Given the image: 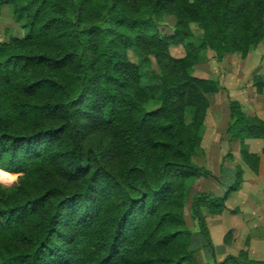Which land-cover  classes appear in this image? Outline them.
<instances>
[{"label":"trees","instance_id":"obj_1","mask_svg":"<svg viewBox=\"0 0 264 264\" xmlns=\"http://www.w3.org/2000/svg\"><path fill=\"white\" fill-rule=\"evenodd\" d=\"M4 8L25 32L0 40V169L20 173L12 187L0 183V264L192 262L185 208L193 182L215 178L194 155L220 90L195 65L203 47L255 49L264 0H0ZM175 45L184 56L171 54ZM230 115L227 131L258 171L244 139L264 141V119L235 99ZM222 201L192 199L211 247L203 207L220 212ZM213 264L264 261L244 250Z\"/></svg>","mask_w":264,"mask_h":264},{"label":"rangeland","instance_id":"obj_2","mask_svg":"<svg viewBox=\"0 0 264 264\" xmlns=\"http://www.w3.org/2000/svg\"><path fill=\"white\" fill-rule=\"evenodd\" d=\"M167 22L172 24V18H168ZM24 32L25 29L22 28L20 23L14 20L11 11L8 8H4L0 15V40H7L11 36H22ZM193 40L197 45L203 41V31L194 25ZM170 51L175 57H182L186 53L183 45L172 46ZM130 57L132 60H136V56L133 52H130ZM152 68H156V63L154 61L152 63ZM194 73L199 77L216 79L220 83V90L210 95L211 105L205 119L201 146L194 155V161L199 166L210 170L215 178L199 177L194 181L185 208V218L188 226L192 230V249L194 250L195 256L194 260L189 264H213L214 261H219L222 258L221 256H216L218 251L217 248L219 249L220 246L217 245V247H215L213 244V247H211L202 236L199 223L197 219L193 218L192 199L193 195L198 192H213L223 197L222 211H218L221 207L218 205L203 207V214L208 228L209 224L213 226L215 220L219 218V215L224 213L225 223L228 224L229 227L230 225L235 226L229 229L225 234L224 243L227 245L234 243L233 246L235 248H239L244 243L245 236L241 235L240 231L245 226L247 220H235L233 216L242 214L241 209L246 206V200L249 196L247 188L244 189L246 185V172L252 171L257 173V171H254L250 167L249 161H247L242 154V137H235L227 131L231 121L230 101L238 99L227 95L225 86L226 84L235 83L234 77L232 78V75L235 74L241 78V82L247 79L249 81L250 78V83L255 87L257 93H262L264 91V87L261 91L257 89V84L259 82L260 84L264 82V39L255 49L251 50L245 56H242L240 52H229L219 55L216 51L203 47L201 59L195 65ZM248 81L245 82L247 83ZM247 94L249 95L250 93L248 92ZM240 104L246 114L260 117L258 114H254L249 107L245 106V108L241 102ZM157 105L158 103L151 104V108ZM247 139L260 138H245L244 142L249 146ZM229 165L234 168L233 172L230 171ZM1 170L5 169H0V183L5 187H12L20 176V173L8 171L11 175L2 174ZM236 172L239 173L238 180H240V185L237 189L231 190L228 186L234 185ZM230 177H233L234 181H228ZM226 213L227 215H225ZM213 233V236L217 238V233L214 228ZM212 238L211 235L213 243ZM241 251H244V249H241L238 255ZM226 256L228 255H225L222 260H224ZM248 257H250L249 252Z\"/></svg>","mask_w":264,"mask_h":264},{"label":"crops","instance_id":"obj_3","mask_svg":"<svg viewBox=\"0 0 264 264\" xmlns=\"http://www.w3.org/2000/svg\"><path fill=\"white\" fill-rule=\"evenodd\" d=\"M235 83L226 84V94L230 97L238 99L243 107H249L253 113L258 114L264 118V91L257 93L255 87L250 83L248 79L241 82V78L237 75H232ZM237 80V82H236ZM249 95L247 94L248 92ZM245 107V108H246ZM228 115V113H227ZM251 152L259 153L261 160L257 173L247 171L245 176V188L249 191V196L246 200V206L241 209L242 214L233 216L235 220L245 219L247 220L245 226L241 229V235H244V243L239 247L235 248L231 245L224 243V236L227 231L235 226L229 225L224 221V213L219 215V218L215 220L214 225L209 224V231L212 235L213 244L215 247L220 246L217 250V257L221 256L222 261L225 255H238L241 249L249 252L250 258L253 260L264 261V153L262 148L264 142L262 139H247ZM230 171L233 172V167L229 165ZM234 181L233 177H230L228 181ZM228 213V212H227ZM227 213L225 215H227ZM223 215V216H221ZM213 228L216 230L217 238L213 235ZM222 244V245H221ZM232 253V254H228Z\"/></svg>","mask_w":264,"mask_h":264}]
</instances>
